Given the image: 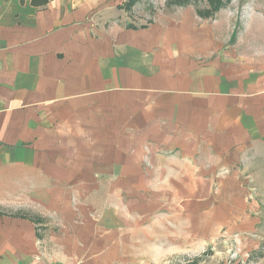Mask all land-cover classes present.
I'll use <instances>...</instances> for the list:
<instances>
[{"label":"crops","instance_id":"obj_1","mask_svg":"<svg viewBox=\"0 0 264 264\" xmlns=\"http://www.w3.org/2000/svg\"><path fill=\"white\" fill-rule=\"evenodd\" d=\"M96 9L0 0V264H130L176 195L146 184L264 162V13L225 47L217 24Z\"/></svg>","mask_w":264,"mask_h":264},{"label":"rangeland","instance_id":"obj_2","mask_svg":"<svg viewBox=\"0 0 264 264\" xmlns=\"http://www.w3.org/2000/svg\"><path fill=\"white\" fill-rule=\"evenodd\" d=\"M84 1L97 7L92 16H105L108 25L122 28L164 27L184 18L208 28L217 24L212 32L225 47L232 33H243L247 12L264 13V0H221L211 18L198 16L209 9L207 0L185 6L176 3L180 0ZM191 170L190 182L146 184V199H152L151 190L176 195L170 198L172 209L168 196L161 197V207L144 224L142 241L129 249L130 264H264V162L250 161L236 174L210 172L207 178L196 176L200 167Z\"/></svg>","mask_w":264,"mask_h":264},{"label":"trees","instance_id":"obj_3","mask_svg":"<svg viewBox=\"0 0 264 264\" xmlns=\"http://www.w3.org/2000/svg\"><path fill=\"white\" fill-rule=\"evenodd\" d=\"M209 3V9L205 11V14H198L201 18H211L214 16V14L223 6V2L221 0H207ZM130 4H134L135 0H130ZM190 2V0H180L179 2L177 1L176 3L179 4V6H185ZM229 2V1H228ZM184 4V5H182ZM235 33L232 34V39L234 38Z\"/></svg>","mask_w":264,"mask_h":264}]
</instances>
